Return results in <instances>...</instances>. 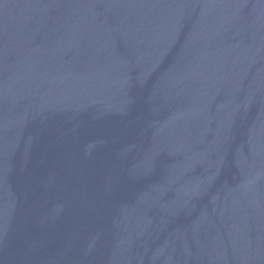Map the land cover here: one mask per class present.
I'll return each mask as SVG.
<instances>
[{"label":"water","instance_id":"95a60500","mask_svg":"<svg viewBox=\"0 0 264 264\" xmlns=\"http://www.w3.org/2000/svg\"><path fill=\"white\" fill-rule=\"evenodd\" d=\"M0 264H264V0H0Z\"/></svg>","mask_w":264,"mask_h":264}]
</instances>
